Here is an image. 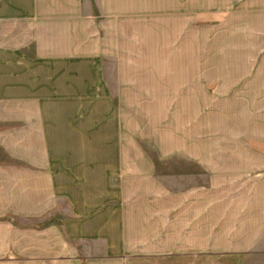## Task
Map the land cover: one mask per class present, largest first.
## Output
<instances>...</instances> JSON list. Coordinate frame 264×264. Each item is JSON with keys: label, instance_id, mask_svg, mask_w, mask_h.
I'll return each instance as SVG.
<instances>
[{"label": "crops", "instance_id": "1", "mask_svg": "<svg viewBox=\"0 0 264 264\" xmlns=\"http://www.w3.org/2000/svg\"><path fill=\"white\" fill-rule=\"evenodd\" d=\"M236 3L264 9V0ZM193 12L181 0H0V189L23 191V205L47 217L28 229L37 244L0 247L17 255L0 264H211L210 230L188 231L183 246L165 244L164 230L132 229L131 155L109 80L129 86L123 30L146 15Z\"/></svg>", "mask_w": 264, "mask_h": 264}, {"label": "rangeland", "instance_id": "2", "mask_svg": "<svg viewBox=\"0 0 264 264\" xmlns=\"http://www.w3.org/2000/svg\"><path fill=\"white\" fill-rule=\"evenodd\" d=\"M227 1L181 0L194 12L123 30L129 88L110 76L111 96L131 155L132 229L164 230L165 244L183 246L188 231L210 230L211 264H264V9ZM22 192L0 189V247L36 245L28 229L47 221ZM238 246L255 251L220 255ZM5 250L1 261L17 257Z\"/></svg>", "mask_w": 264, "mask_h": 264}]
</instances>
